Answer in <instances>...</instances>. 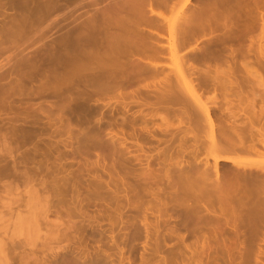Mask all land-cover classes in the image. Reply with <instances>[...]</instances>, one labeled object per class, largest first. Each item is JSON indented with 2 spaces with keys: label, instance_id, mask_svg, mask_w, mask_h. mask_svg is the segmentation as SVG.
<instances>
[{
  "label": "rangeland",
  "instance_id": "obj_1",
  "mask_svg": "<svg viewBox=\"0 0 264 264\" xmlns=\"http://www.w3.org/2000/svg\"><path fill=\"white\" fill-rule=\"evenodd\" d=\"M26 2L21 12L13 13L11 0H0V168H7L6 176L0 175V243H5L0 247L6 255L5 264H24L21 261L24 256L30 264L43 259L48 262L57 238L58 241L62 238L67 249L88 255L89 259L93 255L91 260L97 255L96 260L106 264H264V223L262 226L258 223L257 228L250 226L255 232L242 218L236 227L232 221L225 220L218 225L214 221L219 210L214 207V212L209 211L207 203L200 197L196 200L194 192V195L188 192L186 165L172 164L166 176L162 173L155 178L150 176V114L147 113L150 90L155 91L158 78L150 76L134 82L124 90V98L119 90L101 92L78 82L56 86L51 59L53 41L56 32L60 34L62 27L64 33V26L65 30L68 27L65 24L72 20L62 21V26L53 20H60V16L63 19L64 14L51 16L46 9L48 14L42 11L39 14L34 3ZM182 5L179 1L175 11L174 8L173 12L166 11L165 17L179 18ZM79 6L70 4L64 13L72 10L69 7H78L76 11L79 10L77 13L82 18L78 21H82L85 13L82 10L86 7ZM257 27L253 35L257 34ZM219 31L221 38L223 33ZM250 35L243 41L245 50L250 51L241 61L264 76V58H256L258 41L251 42ZM206 37L199 38L203 42ZM47 57V65H42V59ZM165 61V72L169 74L174 68L172 59ZM240 78L238 85L244 96L241 101L247 103L252 98V103L249 102L257 109L264 86L252 78ZM209 84L204 85L206 89L196 87V92L210 110L216 111L226 101L219 96L218 86L216 90L214 84ZM226 92L228 98L231 94L235 97L233 91ZM187 95L189 98L183 97L182 104L172 108L171 122L189 121V105L193 100ZM179 107L185 112L181 113ZM194 107L203 121L202 112ZM219 113L217 110L214 118L225 116ZM142 115L144 122L138 119ZM203 122L198 123L196 132L205 143L208 125ZM23 128L32 130L27 141L22 139ZM134 141H138L141 150ZM199 157V167H205V162L212 165L213 159L206 152L202 151ZM239 158L249 164L256 161L252 156L239 155ZM219 162L223 164L219 165L221 170L228 167ZM97 181L103 189L94 187ZM28 190L38 193L47 204L46 215L43 214L46 218L38 222V238L29 236L28 224L23 223ZM128 224L130 228L126 230Z\"/></svg>",
  "mask_w": 264,
  "mask_h": 264
},
{
  "label": "bare ground",
  "instance_id": "obj_2",
  "mask_svg": "<svg viewBox=\"0 0 264 264\" xmlns=\"http://www.w3.org/2000/svg\"><path fill=\"white\" fill-rule=\"evenodd\" d=\"M24 1L25 4H28L27 0H11L10 8L13 13L23 10ZM30 1L32 5L35 4L36 12L38 11L39 14H41L40 11L42 14L45 12L48 14L46 10H50L51 16L64 14L63 19L60 16V20H53L62 26H64L63 23L72 20L67 22L69 25L65 24L68 27L66 31L64 26V33L61 31L62 27H58L60 34L56 32L55 35L59 38L54 35L56 38L53 41L51 59L54 62L53 79L58 83L56 86L59 87L65 83L77 84L78 82L83 87L90 86L98 91L101 90V92L119 90L121 98H124L126 93L124 90L134 82L150 76L158 78L155 87H160L159 90L156 88L155 91L150 90L152 92L150 93V112L147 113L150 114L151 177L155 178L159 173L166 176L172 164L186 165L189 167L185 174L187 180L185 186L187 185L189 189L187 191L194 192L196 200L200 197L204 204L207 203L209 211L214 212V207L219 210L214 221L218 225L221 220H225L227 223L232 221L236 227L241 218L244 223L249 224V227L254 225L257 228L264 223V87L262 97L259 95L261 104L256 109L255 104H251L252 98L250 100L248 97L246 98L251 103L241 101L244 96L238 85L241 81L240 77H242L243 80L252 78L264 86V76L252 70L253 68L248 66L244 60L241 61L247 57L250 51L248 48L245 50L243 43L249 34H251V42L258 41L259 55L255 57L264 58L262 54L264 0ZM179 1L183 4L181 15H178L179 18L174 20L165 17L166 11L173 12V8L175 11L174 6L178 5ZM70 4L74 7L79 4L80 8L86 7L81 8L82 12L85 11L82 21H78L81 18L77 13L79 10L76 11L78 7L74 8L75 10L73 7H69V10L72 9L71 18H69L71 11L67 14L64 13ZM82 4L84 5L82 6ZM65 15L69 19H65ZM256 22H259L258 27L255 26ZM70 23H72V27ZM60 24L56 25L61 26ZM69 27L70 29H68ZM254 27H257L258 30L255 35H253ZM218 30L223 33L220 35L221 38L217 33ZM205 35L207 36L206 41L202 42L201 39ZM162 38L163 40L165 38V43ZM228 42L229 45L225 46V43L228 44ZM227 46H230L228 52ZM224 49H227L226 52ZM169 57L172 59L174 67L170 69L171 75L170 72L166 74L164 68L165 59ZM48 61L49 57L43 58L42 65H47ZM224 63L229 64V67ZM200 65L202 66L200 67ZM222 65H225L226 67H223L226 69H223ZM238 74L242 76L239 77ZM209 83L214 84L215 87L211 85L216 90V86H218L220 93H217L220 94L222 100L226 101V103L222 101L223 108L217 104L219 106L217 110L221 114H225L223 117L217 115V119L214 118L217 110H210L211 107L209 108V105L202 102V98L197 94L198 91L196 92V87L206 89L205 86H210ZM226 91L234 92L233 95L237 98V102L231 93L228 98L229 93L227 94ZM186 94H189L194 105L200 109V113L202 112L201 114L204 116L202 120L208 125L206 127L208 129L207 136L204 135L207 138L205 143L202 141L203 137L200 139V135L196 132L199 128L198 123L203 121H200L197 116L198 111L194 105L192 106L193 101L189 105L191 114L187 123L170 121V115H174L172 108L176 104H182V101L188 97ZM183 97L185 98L183 99ZM178 109L181 113L185 112L183 107ZM138 112L142 113L141 110ZM144 116L142 115L138 119L144 122ZM21 133L22 139L27 141L32 135V130L23 128ZM133 143L141 150L138 141ZM202 151L212 157V165L209 166L205 162V167L198 166L199 155ZM8 153H10L9 149ZM239 155L252 156L256 161L254 164H249L246 160L239 158ZM103 156L105 157V155ZM178 157L181 159L178 160ZM219 161L227 164L228 167L221 170L223 164H219ZM201 162L203 161L201 160ZM10 167H14L13 163H10ZM6 170V167L0 168V175L6 176ZM100 184L98 182L94 187L103 189L104 187L102 188ZM31 188L34 189V187ZM37 194L33 190H28L27 201L25 200V206L28 207L24 208L27 209L25 222H23L24 218H21L23 223L28 224L27 232L32 238L33 235H37L38 238L39 234L37 233L40 231H38V228L40 229L38 222L40 224V219L45 217V210H47L46 201ZM154 202L152 203L154 204ZM158 203L157 200L156 204ZM258 223L259 225H257ZM23 227L22 225V230L25 229ZM254 227H250L253 232H255ZM127 228H130L129 224L126 230ZM12 234L11 237H13ZM61 239L58 241L57 238V245L55 244L52 253L50 250L51 256L49 255L48 262L43 259L42 262L32 264H106V261L99 263L98 258L96 260L97 255H94L95 258L91 260L93 255L89 259L88 255L67 249ZM9 240L11 241L12 238ZM0 244L5 243L3 241ZM6 260L4 250L0 247V264H5ZM21 261L24 264L31 263L27 256H24Z\"/></svg>",
  "mask_w": 264,
  "mask_h": 264
}]
</instances>
